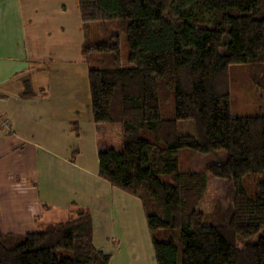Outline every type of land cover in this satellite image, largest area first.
Listing matches in <instances>:
<instances>
[{"label": "trees", "instance_id": "16d2710c", "mask_svg": "<svg viewBox=\"0 0 264 264\" xmlns=\"http://www.w3.org/2000/svg\"><path fill=\"white\" fill-rule=\"evenodd\" d=\"M78 5L86 31L94 22H117L108 42L87 39L82 47L94 122L120 125L123 144L100 147L98 175L141 202L156 263L264 264V115L234 114L229 86L230 66L248 64L253 87L264 94V0ZM146 130L153 139L143 136ZM181 149L227 156L205 170L182 171ZM208 174L220 180L224 198L194 227ZM201 236L215 247L189 257V250L203 248ZM110 261L94 244L93 216L85 207L30 233L0 235V264Z\"/></svg>", "mask_w": 264, "mask_h": 264}, {"label": "crops", "instance_id": "0c3cea01", "mask_svg": "<svg viewBox=\"0 0 264 264\" xmlns=\"http://www.w3.org/2000/svg\"><path fill=\"white\" fill-rule=\"evenodd\" d=\"M87 36L78 0H0V122L9 124L0 123V235L30 233L85 207L110 264L112 253L134 264V235L147 232L152 243L141 202L98 175Z\"/></svg>", "mask_w": 264, "mask_h": 264}, {"label": "rangeland", "instance_id": "374dc122", "mask_svg": "<svg viewBox=\"0 0 264 264\" xmlns=\"http://www.w3.org/2000/svg\"><path fill=\"white\" fill-rule=\"evenodd\" d=\"M117 22L115 20L100 21L91 23L87 30L88 43L95 41L108 42L112 36V31L115 29ZM129 53V47L127 37L125 34L121 35V56L124 65H127V58ZM248 64H236L230 66L229 70V86L231 94V109L234 114L245 115H264V94L257 91L250 80ZM180 93V92H179ZM184 122L180 123V127ZM143 136L148 139H153V135L150 131H144ZM100 145L101 147L114 146L119 150L123 147L121 140L120 125H104L100 127ZM227 154L225 152H213L210 154H202L192 149H181L178 153V165L182 171H202L207 169V166L212 163H220L225 161ZM160 178L165 182H170L168 175H160ZM221 182L218 178L208 174V189L205 194L202 204L194 211L191 224L196 227L202 223L205 213L209 212L214 204V201L219 198H224V190L220 187ZM107 212V211H106ZM132 215L135 214L134 209H130ZM142 230L139 226L134 225V232ZM147 232H144L138 239L134 237L132 241L137 245V250L140 254H135L134 259L128 257L134 264H137L139 260L140 264H157L153 256V247L149 246L146 239ZM203 241V248L199 251L189 250L187 255L194 259L203 257L209 253L215 245L213 242L205 236H201ZM132 242V243H133ZM120 250V248H119ZM112 252V249L110 248ZM116 251L114 246L113 252ZM113 254L112 264H127V258L122 257L124 253L120 254L115 260V254ZM140 256V258H139Z\"/></svg>", "mask_w": 264, "mask_h": 264}, {"label": "built area", "instance_id": "2783aa9c", "mask_svg": "<svg viewBox=\"0 0 264 264\" xmlns=\"http://www.w3.org/2000/svg\"><path fill=\"white\" fill-rule=\"evenodd\" d=\"M1 126L5 127V128H9V124L7 122H0Z\"/></svg>", "mask_w": 264, "mask_h": 264}]
</instances>
